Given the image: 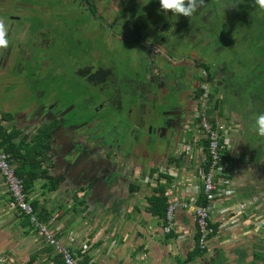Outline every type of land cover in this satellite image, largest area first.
Segmentation results:
<instances>
[{
    "label": "crops",
    "instance_id": "0c3cea01",
    "mask_svg": "<svg viewBox=\"0 0 264 264\" xmlns=\"http://www.w3.org/2000/svg\"><path fill=\"white\" fill-rule=\"evenodd\" d=\"M26 5L34 7L22 0H0V23L6 28L8 42L0 47V118L11 116L2 124L21 131L18 142L25 135L31 141L38 128V101L27 100L23 77L29 73L31 55L27 39L37 35L36 29L30 33L31 24L26 23ZM219 89L210 117L226 130L228 148L221 182L228 181L230 193L214 203L211 223L217 225V231L208 248L188 264H264V260L254 259L256 253L264 254V138L257 135L255 125L253 132L247 129L259 115L260 102L249 96L244 104L229 106L233 93ZM196 121L194 109L193 119L182 116L183 128L167 126L165 134L156 138L160 144L153 143L144 156L139 155V146L128 149L133 175L124 172L91 184L75 181L72 174L83 176L80 167L58 166L55 153L50 152L52 176L58 169L65 172L52 178L62 177L59 188L53 189L54 182L42 178L28 193L39 218L50 223L58 241L72 250L80 264H179L186 260L195 251L197 240L193 209L176 210L173 228L165 232V220L148 207L149 198L159 196L161 190L168 202L199 196V169L206 162V152L205 135ZM164 138L171 141L169 146ZM1 182L0 174V264H64L12 205Z\"/></svg>",
    "mask_w": 264,
    "mask_h": 264
},
{
    "label": "flooded vegetation",
    "instance_id": "af4514ba",
    "mask_svg": "<svg viewBox=\"0 0 264 264\" xmlns=\"http://www.w3.org/2000/svg\"><path fill=\"white\" fill-rule=\"evenodd\" d=\"M38 1V10L52 3L57 16L65 18L38 19L43 34L36 33V41L28 43L27 63L38 66V83H52L38 91V129L42 122L57 123L51 153L58 166L65 163L64 156L76 157L83 150L77 166L83 176L72 174L80 184L124 172L133 175L128 149L139 146L144 156L165 134L167 128L156 126V119L183 128L180 118L193 119V104L204 97L197 100V92L207 86V95L213 96L211 114L219 88L237 94L235 85H253L256 76L250 72L264 56L259 47L264 10L256 0H196L191 17H175L170 10L165 14L159 0ZM50 32L54 35L45 38ZM247 40L254 47L246 49ZM251 51L256 55L250 58ZM232 53L249 56L233 61ZM252 85L249 96L255 99L259 96L250 93ZM184 91H191V97L182 101ZM175 96V106L168 105V97ZM159 106L168 110L157 117ZM132 126L142 139L133 141ZM63 172L53 171L54 176Z\"/></svg>",
    "mask_w": 264,
    "mask_h": 264
},
{
    "label": "built area",
    "instance_id": "2783aa9c",
    "mask_svg": "<svg viewBox=\"0 0 264 264\" xmlns=\"http://www.w3.org/2000/svg\"><path fill=\"white\" fill-rule=\"evenodd\" d=\"M211 108L209 96L206 91L204 97H202L195 108L196 120L201 132L205 135L208 142V168L206 169L204 167L206 164L205 162L199 169L205 202L204 204H199V196L189 200L169 202L166 219L167 224L164 226L165 232H170L174 225V212L182 208H192L197 224L198 238L196 244L202 251L208 248L210 235L214 232L211 223L214 203L219 198L230 193L227 187L228 181L221 182V176L224 175L225 168L224 158L228 148L226 130L222 124L212 121L209 114ZM0 174L2 176L1 185L7 190L12 200V205L23 216L29 219L31 225L44 237L47 243L54 248L56 253L61 256L64 264H80L78 257L72 250L67 245H63L58 241L56 232L51 227L50 223L41 221L29 194L25 190L23 179L17 176L16 167L12 163L11 155L2 149H0Z\"/></svg>",
    "mask_w": 264,
    "mask_h": 264
},
{
    "label": "trees",
    "instance_id": "16d2710c",
    "mask_svg": "<svg viewBox=\"0 0 264 264\" xmlns=\"http://www.w3.org/2000/svg\"><path fill=\"white\" fill-rule=\"evenodd\" d=\"M92 9L97 10L96 6H91ZM39 29V25H38ZM38 29L34 31L36 34ZM260 48L264 51V43L260 46ZM260 64L255 68V71L252 70L250 73L255 75V83L252 85L253 93L259 96L258 100L260 102L259 109L257 110L259 113H264V56L259 61ZM208 70V68H207ZM263 90V91H261ZM206 92V89L202 88L197 92L196 99L198 100L201 95ZM256 97V96H255ZM210 102L213 100V96L209 97ZM201 100H199L200 102ZM198 102V103H199ZM1 114V112H0ZM11 118L10 115H3L2 119L0 118V149L4 150L6 153H9L12 158V163L16 167L17 176L24 181L25 190L27 193L33 188L34 183L38 179H47L54 182V188H59V184L63 181L62 177L60 179H52L56 178L52 176L50 172V165L48 167V162L50 161V152L52 151V144L51 140L54 135V130L57 126V123L54 121L50 122H42L40 124L39 129L37 128L36 134L32 136L31 141H28L29 135H25L19 142L17 138L20 137L21 131L18 129L9 130L3 126L2 120ZM198 124V122H197ZM208 142L205 138L204 141V151L206 152V166L208 168V150H207ZM51 163V162H50ZM52 166V164H51ZM204 194H203V187L199 194L198 203L204 204ZM35 210H37V205L33 204ZM169 207L168 198L165 195L164 190H161L159 196L152 195L149 198V207L148 211L163 218L166 222L167 219V210ZM42 219H45L42 217ZM214 228L215 233L217 231V225H212ZM212 233V234H213ZM211 234V235H212ZM210 235V237H211ZM198 238V235H197ZM196 238V239H197ZM206 250L202 251L196 244L195 251L189 255V257L184 260L180 261L179 264H188L192 260H194L197 256L202 255ZM254 259L257 260H264L263 253H256L254 255ZM255 262L254 264H256Z\"/></svg>",
    "mask_w": 264,
    "mask_h": 264
},
{
    "label": "rangeland",
    "instance_id": "374dc122",
    "mask_svg": "<svg viewBox=\"0 0 264 264\" xmlns=\"http://www.w3.org/2000/svg\"><path fill=\"white\" fill-rule=\"evenodd\" d=\"M22 1H24L26 4L31 3V4L34 5L33 8H30L28 5H26V7H25L26 9H24L25 10L24 14H27V16L25 17V19H28V20H26V23L31 24V28L32 29H31L30 33L33 32L35 29H38V22H39L38 19H65L61 15L57 16L56 10L53 9V6L54 5L52 3L49 4L48 6H47L48 3H45L44 6L42 5L44 9L42 8V9L38 10V3H40L38 0H22ZM70 14L71 13L69 12V14H66V15L69 16V17H73V16H70ZM57 30H59V29H57ZM61 31L63 32L64 29H62ZM54 32L59 33V31H56V29L54 30ZM41 34H43L42 29H38V36L41 35ZM52 35H54V34L50 32V33H48L45 36V38H49ZM65 35H68V33H65ZM70 36H72V35H70ZM36 39L37 38H36L35 35L30 34L28 36L27 43L35 42ZM49 42L51 44V38L49 39ZM213 45H214V42H213ZM246 45H247L246 49H248L249 46H253L254 47V42L252 41V43H251V42H249L247 40ZM240 47H241L240 44L239 45L236 44V48L237 49H239ZM205 52L208 53L209 51L205 50ZM255 52L256 51H251L250 58L252 56L256 55ZM216 54H218V55L219 54L224 55L221 51L217 52ZM245 54H246V57L249 56V55H247V53H245ZM245 54H241V53L235 54V53H232L231 55H228V56L230 58H232L233 61H236L238 59H242V57L245 56ZM124 60H126V59H124ZM37 67L38 66H33L32 63H29L28 66H27L29 73L28 74H25L23 76L24 77V81H25L24 82V85L27 86V90H28L27 91V97L26 98H27V100L30 99L31 102L38 101V91L47 90L48 88H51L50 87V84H52L51 82H49L48 79L46 81L45 80H41L40 81L41 84L38 83V75H37L36 78H34V74L37 73L36 69L38 70ZM39 84H40V87H39ZM251 85H252V83L249 86H247L248 88L243 87V89H239L237 86H235L234 89L235 90H238L240 92L237 93V94L236 93H233V94H230L229 95L230 96L229 101H228L229 106L233 105L234 103H239V104L242 103V104H244L245 100L249 97V88L251 87ZM206 90H207V93H208V91H209L208 86L206 87ZM252 91H254V90L250 89V93ZM261 91H263V90H261ZM182 96L184 97V99H185V96L191 97V91H187V93H186V91H184V93H183ZM229 96H227V97H229ZM221 97H222V95H221ZM166 103L168 105L175 106V104L177 103V97L175 96L173 99H171V101H169V102L166 101ZM167 104H165V105L168 107ZM245 104L248 106L247 103H245ZM193 106H194V109H195L197 105L194 103ZM163 109L168 110V108H165V107H161V106L157 107V110H158V111H156V114H158L157 117H160L159 112L161 110H163ZM257 113L259 115L262 114V113H259V112H257ZM254 125H255V122H251L249 124V126L247 127V129L249 131L253 132L252 131V128H253ZM132 131H136L134 134L137 137L135 139L133 138V141H138V140L142 139V135L135 129V127L132 128ZM131 137H133V135ZM261 223H263V225H264V221H262Z\"/></svg>",
    "mask_w": 264,
    "mask_h": 264
},
{
    "label": "clouds",
    "instance_id": "9594fccd",
    "mask_svg": "<svg viewBox=\"0 0 264 264\" xmlns=\"http://www.w3.org/2000/svg\"><path fill=\"white\" fill-rule=\"evenodd\" d=\"M199 3H203V0H199ZM261 10H264V0H256ZM160 9L167 14L170 10L173 16L182 14L186 17H191L196 11V0H159ZM6 28L0 23V47L7 46V40L5 39ZM255 131L258 136L264 137V113L258 115L255 119Z\"/></svg>",
    "mask_w": 264,
    "mask_h": 264
},
{
    "label": "water",
    "instance_id": "95a60500",
    "mask_svg": "<svg viewBox=\"0 0 264 264\" xmlns=\"http://www.w3.org/2000/svg\"><path fill=\"white\" fill-rule=\"evenodd\" d=\"M171 99H173V97H168V100L171 101ZM156 126H158L159 128H167L166 124L164 125L163 122H160L158 119H156ZM173 136V135H172ZM173 138H175V134L173 136ZM165 140H167V145L169 146L170 145V140L169 139H166L164 138ZM159 141H157L154 145H159ZM83 150L80 148V150L76 151V157H73L72 155L70 156H64L63 157V160L65 161L66 164L70 165V166H77L78 165V158L81 156Z\"/></svg>",
    "mask_w": 264,
    "mask_h": 264
}]
</instances>
